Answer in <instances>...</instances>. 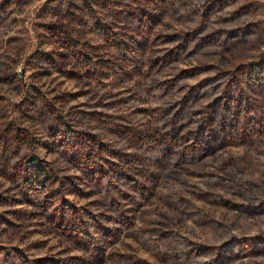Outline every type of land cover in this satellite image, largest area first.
Segmentation results:
<instances>
[{"label":"rangeland","instance_id":"374dc122","mask_svg":"<svg viewBox=\"0 0 264 264\" xmlns=\"http://www.w3.org/2000/svg\"><path fill=\"white\" fill-rule=\"evenodd\" d=\"M48 1L0 0V264H211L225 242L242 257L228 252L215 264H264V250L253 247L264 242V93L246 106L258 123H245L251 113L237 117L240 143L203 161L141 165L157 153V129L178 109L185 87L211 74L180 81V69L229 71L223 87H232L241 68L237 80L248 91L250 66L264 61V0H160L156 31L122 36L111 29L118 33L114 46L90 25L68 22L66 10L77 6L79 15L85 0H66L61 12ZM62 21L70 44L98 54L99 70L80 71L77 64L78 75L70 60L57 62ZM188 35L201 47L191 46L179 68L162 67ZM115 147L141 159L130 166L146 183L137 189L142 204L89 176L96 162L111 169ZM34 156L67 184L50 212L63 208L83 217L90 237L62 233L49 212L28 200L11 165Z\"/></svg>","mask_w":264,"mask_h":264},{"label":"trees","instance_id":"16d2710c","mask_svg":"<svg viewBox=\"0 0 264 264\" xmlns=\"http://www.w3.org/2000/svg\"><path fill=\"white\" fill-rule=\"evenodd\" d=\"M65 2L66 0H49L46 5L52 8L53 11L61 12ZM158 4H161L160 0H85L82 4V9L79 10V15L75 13L78 10L76 6L72 13L66 10V14H70L66 18L68 22L72 20L78 22L80 20L86 26L90 25V27L94 28L93 33L100 35L107 44L114 46V36L118 33H111V29L121 32L122 36H126L129 31L145 35L156 31L158 26L154 20L159 16ZM163 10L164 7L162 10L160 7V11ZM64 26L65 22L62 21L56 30L58 34L56 41L59 43V48H57L58 46L55 48L57 62L60 63L62 59L72 62L71 58L75 57V63H69L73 66L70 70L73 74H78L79 70L75 67L77 64V66H80V71L83 70V67L89 69L91 66H95V69L99 70L100 63H97L98 58L96 56L98 54L95 51L88 53L78 45L70 44V35L64 29ZM194 40H196L195 37L188 35L177 45L173 44V48H170L171 50L169 51L173 55H169L167 59L163 60L161 63L162 67L168 68L170 64L174 63L176 64L174 66L179 68L181 63H184L183 58L187 55L191 46H193L192 50L201 47V44L199 42L194 43ZM177 61L179 62L175 63ZM250 67L247 73L248 79L246 80L248 91L242 89L241 80H237V73H241V68L233 73V78L237 85L232 87H227V85L223 87L224 75L229 73V71L214 70V66H188L186 69H180V81L200 76L203 73L211 74L204 77L197 85L189 86V88L185 87L187 91L181 94L178 109L174 111L172 116L166 117V120H168L167 125L162 130L157 129L158 137L154 143L157 153L154 150L155 154L147 156L145 160L143 159L141 165L147 166V164H150V166H154L155 163H160L161 161H176L177 165L189 160L203 161L225 150L237 140V143H240L241 133L240 129L236 127L239 122L237 117L243 112H245L243 117L251 113L245 119V123L249 124V127L253 126L254 123H258L260 119H258L256 112L246 109V106H253L258 103L251 97L264 93V61L253 64ZM258 71H261L260 75H256ZM253 130L255 129L253 128ZM111 153L115 157V160L108 161L111 169L108 170L107 167L96 168V162L94 164L95 167L88 171L92 181L98 187L100 185L104 187L114 184L119 189L121 197L131 198V204H134L135 200L139 199L140 204H142L144 195L141 190L138 191L137 189L144 190L146 183L142 175L134 171L130 166L132 163L140 165L141 159L123 151V149L121 150L120 147L113 148ZM148 160H151V162L147 163ZM20 164L19 160L12 162V173L15 181L18 180L24 189H29L28 200L44 211L49 212L50 219L55 226L62 230V233L67 232L70 237L72 236L77 241L90 237L88 221L83 219V217L79 218L77 216L74 218L69 211H66L67 209L63 208L50 212L53 206L59 203L61 194L67 188L66 182L56 169L36 156L23 166ZM129 190L135 192L131 194ZM115 198L116 201L118 199V202L121 203L119 201L122 200L120 196ZM115 198L110 202H114ZM118 207L120 205L115 208L119 212L123 210ZM116 214L112 220L116 221L121 213ZM253 247L254 249L257 248V252L263 251L264 242L256 245L254 243ZM233 248L234 245L231 242L219 245L215 249L216 252L212 253L209 263L220 262L221 259L223 260L228 256V252L232 251L236 257H242V254L239 251H234Z\"/></svg>","mask_w":264,"mask_h":264}]
</instances>
